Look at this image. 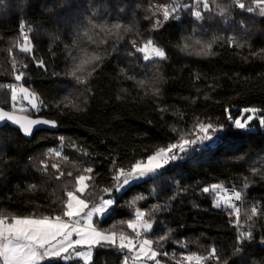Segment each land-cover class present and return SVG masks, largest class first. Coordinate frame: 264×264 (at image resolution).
Here are the masks:
<instances>
[{"label":"trees","instance_id":"16d2710c","mask_svg":"<svg viewBox=\"0 0 264 264\" xmlns=\"http://www.w3.org/2000/svg\"><path fill=\"white\" fill-rule=\"evenodd\" d=\"M239 2L244 9L237 0H207V9L204 0H2L0 106L15 110L14 74L23 73L39 102L26 112L58 127L25 139L0 126V217L64 218L70 191L98 203L117 184L118 169L127 172L182 139L197 140L203 135L197 126L210 123L220 129L211 143L185 154L176 149L181 159L122 193L110 191L115 212L95 227L134 236L128 224L139 211L152 224L142 233L160 264H197L186 256L200 257L199 264H264V126L257 117L250 130L235 128L245 109L264 119V3ZM25 37L32 54L18 48ZM149 39L165 51L164 60L146 62L136 51ZM209 43L211 54H201ZM81 61L84 70L76 75L83 83L70 75ZM79 176L86 177L83 193L76 191ZM225 186L242 194L237 203L228 200L239 217L224 203L213 207ZM242 232L251 239L241 244ZM102 245L94 246L88 264H122L117 244Z\"/></svg>","mask_w":264,"mask_h":264},{"label":"snow or ice","instance_id":"6c2138e0","mask_svg":"<svg viewBox=\"0 0 264 264\" xmlns=\"http://www.w3.org/2000/svg\"><path fill=\"white\" fill-rule=\"evenodd\" d=\"M2 2V0H0ZM259 3H264V0H259ZM204 8H208L207 0H204ZM237 6L240 9L245 8L244 3H240L237 0ZM223 12L224 9H221ZM247 11L251 13L253 11L252 8H248ZM171 13L168 10L163 12V21H169ZM260 15L264 16V8L260 9ZM193 16L195 19H202V15L200 11L193 12ZM178 18V17H177ZM162 23L161 21H157L159 25ZM23 28L24 25H21ZM119 28V25H116ZM28 40V37H25V41ZM199 43V42H197ZM185 49L189 48L188 44H185ZM211 43L202 47L201 54L210 55ZM22 52L28 53L31 51V46H26L21 49ZM136 51L140 53H144L143 60L149 61L153 57H158L160 60H164L166 58L165 51L159 47H153V41L149 39L147 43L143 47H139ZM93 60H98V56L92 57ZM84 61H81L77 64L73 70L70 72L71 76H74L79 83L84 82V77L77 76V72H82ZM43 66V65H41ZM91 75V73H89ZM23 77V73H20L15 76L16 81H21ZM17 88L12 87L11 89V99L12 101L17 100ZM20 93H24L26 96L30 95L27 88L21 87L19 88ZM33 109L37 107L35 102V97L32 96L29 100ZM227 111V109L225 110ZM245 112H251L252 115H248L247 119L243 118V113L241 118L235 120V128L237 130H245L248 131L249 124L254 120L256 115V109H245ZM10 120L14 124H18L20 129L23 131L25 135H29L33 132V126L39 125H49L56 126L55 121L50 120H41L35 119L30 120L26 117H14L8 112L0 110V121ZM231 116H229V120H231ZM261 126H264V119L259 121ZM198 132L203 133V135H198L197 140H187L182 139L178 144H170L167 149L161 148L154 155H150L147 158V163L142 164L137 162L132 165L131 171L125 172L124 169H118L115 180L117 184L114 189H105L106 192L113 191L116 193H122L126 188L132 187L136 182L143 180L145 177H149L159 170L163 169L165 165H168L170 162L177 161L182 157L177 155L176 149H179L181 154H185L188 151H194V148L190 146L200 144L201 147L205 146V142L211 143L215 138V134L220 131V129L214 128L212 124H203L197 126ZM209 130L212 131L213 135H209ZM56 155H59L57 152ZM53 167H56L53 165ZM87 172L91 173L93 169L91 167L86 169ZM121 177H123V183H119ZM86 177L79 176L77 178V184L79 187L76 189L77 192L83 193L86 187L85 184ZM34 187V186H33ZM221 188V185H213L211 188L205 187L203 188L204 193H209L210 191H216ZM68 201L66 204V210L63 212V216L72 220L76 217H81L83 213V219L85 221L84 226L77 227L70 225L61 219L60 216H56L54 220L50 219L48 216H44L43 218H21V217H13L11 218V222H8V218L0 217V260H2V264H40L46 257H61L62 253H68L69 249H74L76 246L87 245L88 251L84 252H76L75 255L77 258L82 257L85 264H88L93 253L92 248L96 245H102V242H106L107 244L115 245L117 240V234L115 232L111 234H105L97 230L94 224V216H98L101 218H106L108 215L113 214L115 212V203L117 197H111L107 199H101L98 204H93L90 211L85 212L84 210L89 207V205L85 202L84 199L78 198L73 192H68ZM234 199L236 201H240L242 199V194L240 191H236L234 193ZM223 203L228 208H232L233 212L239 217L240 209L234 204L230 203L228 200L223 201ZM222 201L217 199L213 203L214 208H221ZM143 212L136 213L137 222L141 221V218L144 217ZM253 215H255V209H253ZM102 222V219L101 221ZM80 221H74V224H79ZM130 229L135 230L136 224L130 222L128 224ZM144 231H148L152 228L151 223H145L143 225ZM75 233L78 237L75 240H72L71 237ZM137 236H140V233L137 232ZM60 238L59 240L57 238ZM167 237L162 235L159 237L160 241H164ZM241 244L245 239H251V233L242 232L240 234ZM53 241H56L53 244ZM119 248L125 249L127 248L129 251H132L133 248L131 245L133 244L132 240L128 239V237L121 234L119 236ZM127 241V243H125ZM153 241L151 239H144L140 243V254L146 256L148 260H155L158 253L156 251H152L151 245ZM213 255H215V249H213ZM67 257H65L66 259ZM194 258L192 256H188L187 260L192 261ZM197 264H199L200 257H195ZM156 264H160L159 260H156Z\"/></svg>","mask_w":264,"mask_h":264},{"label":"rangeland","instance_id":"374dc122","mask_svg":"<svg viewBox=\"0 0 264 264\" xmlns=\"http://www.w3.org/2000/svg\"><path fill=\"white\" fill-rule=\"evenodd\" d=\"M13 87H16L17 88V90H18V87L15 85V86H13ZM13 106H14V108H15V110H17V111H23L24 112V110H28L29 108L22 102V99H21V96L19 95V92L17 91V100L14 102L13 101ZM248 115H252V113L251 112H247L246 114H244L243 115V118L244 119H247V116ZM259 118V120H261V118L259 117V116H257V115H255V118ZM239 118H241V115H240V117ZM238 119V118H237ZM159 150H157L156 152H158ZM156 152H154L153 154H151V155H154ZM147 158L148 157H146L144 160H141V161H138V162H140V163H142V164H146L147 163ZM171 163H173V162H170L168 165H170ZM168 165H165V167H167ZM164 167V168H165ZM162 170V169H161ZM129 171H131V169L129 170ZM160 171V170H159ZM158 171V172H159ZM128 172V171H127ZM119 183H123V177L121 178V180L119 181ZM116 186V185H115ZM79 187V185L77 184L76 185V189ZM115 188V187H114ZM74 195H76L78 198H80L76 193H73ZM109 194L110 195H108V196H106L105 198H103V199H107V198H111V197H113V195H112V193L109 191ZM115 194H119V193H116L115 192ZM81 199V198H80ZM67 201H68V197H67V200H66V204H67ZM101 201V200H100ZM99 201V202H100ZM98 202V203H99ZM98 203H95V204H98ZM91 207H92V205H89V207L88 208H86L84 211L85 212H87V211H90L91 210ZM83 217V213L81 214V217H76V218H73L72 220H69V218H67V217H64V218H61L62 220H64L65 222H67V223H69L70 225H73V226H77V227H82V226H84V223H85V221H84V219L82 218ZM21 218H25V217H21ZM28 218H33V217H28ZM50 219H52V220H54V218H50ZM94 224H93V226L95 227V221H97V220H99V219H101V217H98V216H94ZM76 220H79L80 221V223L77 225V224H74V221H76ZM8 222H11V220H8ZM132 223H135L136 224V228H135V230H133L134 231V236H128V235H125V234H123L124 236H126V237H128V239H130V240H132V242H133V244L131 245V247L133 248V250L132 251H129L127 248H125V249H120L121 251H123V261H122V264H147L150 260H148L147 258H146V256L145 255H143V254H140V243L144 240V239H147L144 235H143V233H142V230L144 229V227H143V225H144V223L142 222V221H140V222H137V219L135 218L133 221H132ZM97 230H99V231H101V232H104L105 234H111V233H113V232H111V231H103V230H100V229H98L97 228ZM137 232H139L140 233V236L138 237L137 236ZM117 234V240H116V243L115 244H117L118 245V247H119V244H120V241H119V236L121 235V234H119V233H116ZM78 237L75 235V233H73V235H72V237H71V239L72 240H75V239H77ZM58 240L60 239L59 237L57 238ZM134 240H138V244L136 245L135 243H134ZM56 243V241H53V244H55ZM103 243V242H102ZM104 243H106V242H104ZM125 243H127V241H125ZM93 249H94V247L92 248V253H93ZM150 250H152V251H154L152 248L150 249ZM88 251V246L87 245H81V246H76L74 249H69V252L68 253H62L61 254V257H59V258H56V257H46L43 261H41L40 263H42V262H45V261H52V260H61V261H63V262H65V263H67V262H69L71 259H79L83 264H85V262H84V260H83V258L82 257H80V258H77L76 257V255H75V253L76 252H84V253H86ZM65 257H67L66 259H65ZM187 257L188 256H186V261L187 262H189L188 260H187ZM194 258V257H193ZM92 260V257H91V259H90V261ZM156 260L157 259H155V260H153L155 263H156ZM90 261H88V263L90 262ZM193 261H196L195 260V258L192 260V261H190V262H193ZM160 262V261H159ZM0 264H2V260H0Z\"/></svg>","mask_w":264,"mask_h":264},{"label":"water","instance_id":"95a60500","mask_svg":"<svg viewBox=\"0 0 264 264\" xmlns=\"http://www.w3.org/2000/svg\"><path fill=\"white\" fill-rule=\"evenodd\" d=\"M29 45L31 46V51L28 52V53L32 54V52H33V44H32L31 41H25V40H24L23 43H22L21 45H19L18 48H19V50L21 51V49H22L23 47H26V46H29ZM144 45H145V44H143L141 47H143ZM21 52H22V51H21ZM23 53H24V52H23ZM141 54L144 55V53H141ZM36 65H37L39 68L44 69V66H41V65H43V60H39L38 62H36ZM24 68H26V67H24ZM19 74H20V73H19ZM16 75H18V74H17V73L14 74V82L17 83V84L20 83V86L18 87V92H19V88L24 87V88H27V89H28V92H29V94H30V95L26 96L24 93H20V92H19V95L21 96L22 102H23V103L29 108L30 111H34V112H35V111L37 110V108H38V105H39V102H38V100H37V96H36V94H35L33 91H31L26 85H24V84L22 83V79H21V81H16V80H15V76H16ZM22 78H23V77H22ZM32 96L35 97V102H36V104H37V107H36L35 109H33L32 106H31V103H29V100L31 99ZM0 110H3V111H5V112H8L9 114H11V115L14 116V117H21V118L26 117L27 119H30V120L41 119V120L55 121V120H53V119H49V118H46V117H43V116L30 115V114H27V113H25V112H23V111L10 110V109L3 108V107H1V106H0ZM55 122H56V121H55ZM5 124H7V125H9V126L15 128V129H17V130L21 133L22 137L25 138V139H30V138L32 137L34 131H36V130H38V129H49V130H54V129H56V128L58 127L57 123H56V126H55V127H53V126H49V125L33 126V132L30 133L29 135H25V134L23 133V131L20 129V127H19L18 124H14V123H12L10 120H7V118H6L4 121H0V126H3V125H5ZM193 140H196V138L193 139ZM178 153H180L179 150H178ZM151 230H152V228H151L150 230H148V231H145V232H150ZM263 245H264V243H263Z\"/></svg>","mask_w":264,"mask_h":264},{"label":"built area","instance_id":"2783aa9c","mask_svg":"<svg viewBox=\"0 0 264 264\" xmlns=\"http://www.w3.org/2000/svg\"><path fill=\"white\" fill-rule=\"evenodd\" d=\"M235 189L232 186H225L223 189V194L220 196V200L225 201V200H232L234 202L237 203V201L234 199V193H235ZM134 243L137 245L138 244V240H134Z\"/></svg>","mask_w":264,"mask_h":264},{"label":"flooded vegetation","instance_id":"af4514ba","mask_svg":"<svg viewBox=\"0 0 264 264\" xmlns=\"http://www.w3.org/2000/svg\"><path fill=\"white\" fill-rule=\"evenodd\" d=\"M17 87L20 86V83L16 84ZM27 110H24L25 113L29 114L28 112H26Z\"/></svg>","mask_w":264,"mask_h":264},{"label":"bare ground","instance_id":"6f19581e","mask_svg":"<svg viewBox=\"0 0 264 264\" xmlns=\"http://www.w3.org/2000/svg\"><path fill=\"white\" fill-rule=\"evenodd\" d=\"M222 194H223V193H222ZM222 194H221V195H222Z\"/></svg>","mask_w":264,"mask_h":264}]
</instances>
